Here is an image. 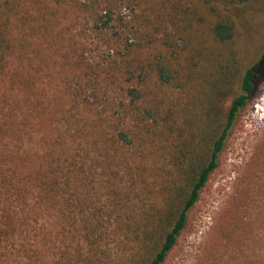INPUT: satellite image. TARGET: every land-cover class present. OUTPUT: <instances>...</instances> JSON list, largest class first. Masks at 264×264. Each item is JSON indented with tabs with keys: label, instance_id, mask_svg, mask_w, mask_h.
<instances>
[{
	"label": "trees",
	"instance_id": "obj_1",
	"mask_svg": "<svg viewBox=\"0 0 264 264\" xmlns=\"http://www.w3.org/2000/svg\"><path fill=\"white\" fill-rule=\"evenodd\" d=\"M247 1L0 0V90L29 94L58 73L52 110L69 112L39 164L0 167V264L166 262L256 89L261 61L242 67L229 11ZM28 58L32 69L20 66ZM113 92L120 100L107 101ZM80 108L82 126L70 114ZM146 146L167 152L150 169L166 173L152 199L153 175L126 152ZM123 164L130 187L145 177L148 208L129 210L136 189L112 181Z\"/></svg>",
	"mask_w": 264,
	"mask_h": 264
},
{
	"label": "rangeland",
	"instance_id": "obj_2",
	"mask_svg": "<svg viewBox=\"0 0 264 264\" xmlns=\"http://www.w3.org/2000/svg\"><path fill=\"white\" fill-rule=\"evenodd\" d=\"M229 11L237 21L242 67L261 61L256 89L247 106L237 114L220 153L219 166L211 174L199 201L189 210L187 226L164 264H264V0H249ZM89 41L93 42L92 38ZM30 55L34 59L35 54ZM14 62L19 64L16 57ZM36 63L28 58L20 62V66L32 69ZM58 75L56 73L55 78L43 72L37 89L29 94L11 83L0 90V167L16 165L19 171L24 164L28 167L39 164L40 157L51 147V136L57 132L55 126L58 124V131L64 128L65 116L69 114L67 108L66 114H63L62 106L61 112L52 110L54 101H62L64 97L63 82ZM238 87L239 83L237 90ZM109 96L107 101L121 98L118 92ZM230 103L231 98L226 100L225 109ZM103 109L106 110H101L104 116L114 111ZM70 114L79 121L78 126L84 125L82 119L88 116L81 108L80 113L74 109ZM80 142L84 147L88 145L84 139ZM147 148L130 149L126 151L131 153L127 158L136 166L147 167L153 175L151 167L155 162L162 165L167 152L158 147ZM118 169L120 173L112 177V181H118L129 194L131 189H136L130 194L133 199L128 202V209L148 208L150 205L141 201L138 192L145 177L132 179L130 187L128 177L131 176L126 173L125 164L119 165ZM130 173L139 174L137 169ZM159 176L157 180V174L147 179L150 184L145 191L148 199L158 191L153 189V184L161 183ZM104 179L99 180L100 187L104 185ZM3 191L0 184V195ZM117 251L118 248L112 250L113 253Z\"/></svg>",
	"mask_w": 264,
	"mask_h": 264
}]
</instances>
